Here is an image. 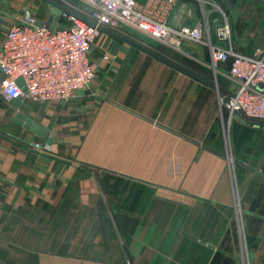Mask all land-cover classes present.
<instances>
[{"label": "crops", "instance_id": "0c3cea01", "mask_svg": "<svg viewBox=\"0 0 264 264\" xmlns=\"http://www.w3.org/2000/svg\"><path fill=\"white\" fill-rule=\"evenodd\" d=\"M51 11L0 0V52L16 20ZM223 20L238 53L264 51V0H182L169 24ZM126 38L211 83L176 60L203 66L189 42ZM91 59L98 78L71 101L0 94V264H264V126L232 115L219 84L103 32Z\"/></svg>", "mask_w": 264, "mask_h": 264}, {"label": "built area", "instance_id": "2783aa9c", "mask_svg": "<svg viewBox=\"0 0 264 264\" xmlns=\"http://www.w3.org/2000/svg\"><path fill=\"white\" fill-rule=\"evenodd\" d=\"M69 8V0H56ZM89 12L83 20L64 15V30L52 31L29 15L16 20L1 45L0 94L11 101L28 98L35 104H60L74 99L78 92L98 78L91 59L92 46L100 36L99 28L118 34L139 35L162 46L180 51L184 42L209 49L211 67L217 71L229 64L231 114L242 120L264 123V51L247 56L238 53L232 44V29L227 21L212 36L208 25L174 27L170 17L182 0H81ZM108 60V56H105ZM23 79V91L19 80ZM221 104L223 101L220 100ZM42 149L40 144H35Z\"/></svg>", "mask_w": 264, "mask_h": 264}, {"label": "rangeland", "instance_id": "374dc122", "mask_svg": "<svg viewBox=\"0 0 264 264\" xmlns=\"http://www.w3.org/2000/svg\"><path fill=\"white\" fill-rule=\"evenodd\" d=\"M69 9H71L74 12L81 14V15L87 14L89 12L88 6L81 0H69ZM224 22L225 21L223 20L222 24ZM216 29L213 27H212V30L210 29L212 36L215 34ZM121 35L126 36V37H132L133 39H135L141 43L145 42L146 45H148L149 47H152L153 49H154V46H152V44H154L158 48L162 47V45H160L156 42H152L150 40H147V39H145L139 35L133 34V33L123 32V34H121ZM206 48L203 45L200 46L199 44H195V43H191V42H189V43L185 44V46H183L184 51L189 52L190 54H193V55H198L199 56L198 60L203 63V66H199L198 65L199 62H196L195 60L188 57L186 55L187 53L183 54V53H177L176 52L175 58L180 65L191 69L192 71H194L198 75H200V77H203L205 80H207L213 84H219L220 88L223 91L228 92L227 95H231V90L234 89V85L232 84V82L230 81V79L228 77L227 68L225 67L219 71H215L213 68H211L210 62H209V56H208V52H207Z\"/></svg>", "mask_w": 264, "mask_h": 264}, {"label": "water", "instance_id": "95a60500", "mask_svg": "<svg viewBox=\"0 0 264 264\" xmlns=\"http://www.w3.org/2000/svg\"><path fill=\"white\" fill-rule=\"evenodd\" d=\"M44 2H46L47 4H49L51 7H52V11H51V15L50 17L48 18V20L46 22L44 21H38L37 22V26H43L44 23H46L48 26H50V29L52 31H56V30H64L66 28L65 24L62 22V18L64 15H68V16H71V17H75V18H78L80 20H83L85 21L86 23L90 24L91 26L93 27H96V25L91 22L90 20H88L87 18L81 16L80 14L74 12L73 10L67 8L66 6L62 5L61 3L57 2L56 0H43ZM28 17V16H27ZM26 17V18H27ZM99 30L105 34H108L109 36H112L114 38H117L129 45H131L132 47L134 48H137L138 50H141L147 54H149L150 56L162 61L163 63L171 66L172 68L186 74L187 76L193 78L194 80L202 83V84H211V83H208L202 79H200L199 77L191 74L190 72H187L185 71L184 69L180 68V67H177L175 66L174 64L170 63L169 61L161 58L159 55L149 51L147 48L141 46L140 44L136 43L135 41L129 39V38H126L116 32H112L110 30H107L105 28H99ZM19 85L20 87L22 88L23 91L26 90V85H25V82L23 79H20L19 80ZM210 87H212L213 89H217V86L215 85H210ZM218 94H219V98L220 100L223 101V104L225 106H227L229 109H231V106H230V99L221 91L218 90ZM22 100V98H18V99H13L11 100V103L12 104H18L20 101ZM235 116L237 119L247 123V124H251V125H257V126H264V123H258V124H253V123H248L244 120L241 119V117L238 115V113H235ZM19 119H23L22 116H19L18 117ZM30 124V123H29Z\"/></svg>", "mask_w": 264, "mask_h": 264}, {"label": "trees", "instance_id": "16d2710c", "mask_svg": "<svg viewBox=\"0 0 264 264\" xmlns=\"http://www.w3.org/2000/svg\"><path fill=\"white\" fill-rule=\"evenodd\" d=\"M81 15V14H80ZM85 15V14H84Z\"/></svg>", "mask_w": 264, "mask_h": 264}]
</instances>
